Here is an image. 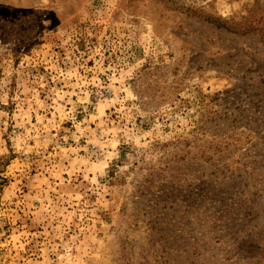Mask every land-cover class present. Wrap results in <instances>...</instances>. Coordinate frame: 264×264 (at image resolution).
Returning <instances> with one entry per match:
<instances>
[{"label": "rangeland", "instance_id": "obj_1", "mask_svg": "<svg viewBox=\"0 0 264 264\" xmlns=\"http://www.w3.org/2000/svg\"><path fill=\"white\" fill-rule=\"evenodd\" d=\"M0 264H264V0H0Z\"/></svg>", "mask_w": 264, "mask_h": 264}]
</instances>
